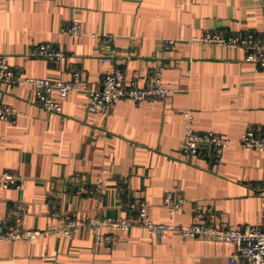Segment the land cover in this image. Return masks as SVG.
<instances>
[{
    "label": "crops",
    "instance_id": "0c3cea01",
    "mask_svg": "<svg viewBox=\"0 0 264 264\" xmlns=\"http://www.w3.org/2000/svg\"><path fill=\"white\" fill-rule=\"evenodd\" d=\"M73 20L86 35L60 31ZM263 27L264 0H0V54L22 75L68 80L76 70L96 88L115 66L141 85L160 68L171 89L155 103L122 100L108 114L88 112L84 91L53 93L57 114L40 107L30 85L0 86V104L15 111L13 122L0 120V174L20 179L4 188L0 176V228L58 226L65 212L134 218L121 205L125 196L142 197L155 222L261 225L264 155L238 140L247 128L264 133V70L244 61L242 50L187 40L207 30L260 34ZM91 32L112 34L114 42L102 44ZM166 39L176 41L173 50L163 49ZM45 42L63 57L37 55ZM185 111L195 129L229 138L219 164L183 154ZM97 180L104 185L98 208L89 194ZM166 191L186 200L172 219L162 205ZM233 252L231 242L178 232L159 238L138 226L101 242L89 229L0 239V264H229Z\"/></svg>",
    "mask_w": 264,
    "mask_h": 264
},
{
    "label": "built area",
    "instance_id": "2783aa9c",
    "mask_svg": "<svg viewBox=\"0 0 264 264\" xmlns=\"http://www.w3.org/2000/svg\"><path fill=\"white\" fill-rule=\"evenodd\" d=\"M61 32L72 36L81 37L87 33L82 29L78 21H71L60 28ZM91 38H97L102 44L114 42V36L108 33H89ZM189 45H217L224 48L242 50L243 59L253 63L264 70V27L260 34L243 32H223L220 30H207L198 36L187 40ZM177 43L173 39L163 42L164 50H173ZM37 55L48 61L60 59L63 54L51 42L43 43L37 51ZM103 61L111 62L108 56L102 57ZM30 85L33 88L34 99L42 109L57 114L62 113L60 103L52 98V94L64 98L73 91H84L86 94L85 108L88 112L102 114L110 113L116 104L122 100H131L135 103H155L165 99L171 93V89L165 84L160 68L152 69L145 82L141 85L136 78L127 79L125 71L118 66L104 73L98 87H90L78 71L71 72L68 80H50L48 78L27 77L16 71L10 64L8 55L0 54V86ZM184 131L182 152L185 155H200L211 164L221 162L222 150L230 144L226 136L212 132L199 131L193 127L191 112L182 114ZM0 120H15V111L5 104H0ZM238 145L246 150H254L264 155V133L254 128H247L238 140ZM1 186L4 188L18 187L20 179L9 171L1 174ZM103 183L97 180L89 191L94 197L96 207L103 204ZM264 201V189L261 190ZM185 198L177 191H169L162 198V205L172 214L185 203ZM19 210L21 206L14 204ZM129 210L135 212V217H109L102 214L84 216L78 218L73 212H65L59 216V225L47 224L43 229L0 228V239H21L34 241L46 235H59L61 237L72 236L81 229H89L93 232L96 242H101L103 237H110L114 231H128L134 226L147 230L151 235L162 238L169 232H178L183 238H205L213 241H227L234 245L229 264H264V205L263 222L261 225L245 224L238 228L227 225H216L208 221H195L188 226H180L172 222H155L148 215V204L140 197L128 199ZM15 214L13 211L12 214ZM107 231L108 236L103 234Z\"/></svg>",
    "mask_w": 264,
    "mask_h": 264
},
{
    "label": "rangeland",
    "instance_id": "374dc122",
    "mask_svg": "<svg viewBox=\"0 0 264 264\" xmlns=\"http://www.w3.org/2000/svg\"><path fill=\"white\" fill-rule=\"evenodd\" d=\"M63 53V52H62ZM63 57V56H62ZM61 57V58H62ZM55 60H59V59H55ZM169 191H166L165 193H164V195H166L167 193H168ZM179 193V192H178ZM164 195H163V197H164ZM140 199H142V200H144L142 197H140ZM121 205L122 206H126V205H128V196H127V198H126V196H125V198H121ZM103 203H104V200H103ZM103 205V204H102Z\"/></svg>",
    "mask_w": 264,
    "mask_h": 264
}]
</instances>
